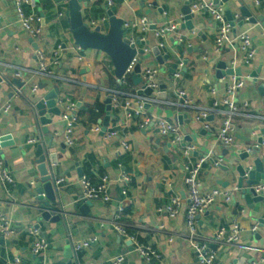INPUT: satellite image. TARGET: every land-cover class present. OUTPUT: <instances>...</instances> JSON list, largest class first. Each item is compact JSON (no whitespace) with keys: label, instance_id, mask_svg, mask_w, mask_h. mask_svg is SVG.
<instances>
[{"label":"crops","instance_id":"obj_1","mask_svg":"<svg viewBox=\"0 0 264 264\" xmlns=\"http://www.w3.org/2000/svg\"><path fill=\"white\" fill-rule=\"evenodd\" d=\"M84 1L87 6L81 7L83 21L90 31L99 27L100 33L106 34L107 21L95 28L90 27L91 22L106 17L104 1ZM97 1L100 2L97 4ZM113 1L114 17L121 22L122 30L129 39L149 43L144 48L146 52L150 47L162 43L176 57L162 67L151 55H146L141 62L140 78L145 69H156L158 81L165 86V99H157V94L161 93L159 90L153 94L157 103L145 108L144 118L151 122L145 131L138 129V119H126L122 107H118L110 111L106 132L101 134V122L106 117V91H116V85L124 84L126 77L132 85L128 92L122 93L137 92L141 85L134 86L128 74L123 83H118L107 55L95 50L81 51L74 44L65 16L67 5L63 0H35L33 11L24 8L25 14H34L41 19L38 25L41 35L33 40L36 49L29 43L30 37L17 24L12 1L0 0V137L9 136L13 142V146L0 149V155L14 182L13 186L0 183V207L14 230V235L5 239L9 245H0V264L12 263L14 259H19L23 264H109L117 257H123L122 264H198L186 237L187 190L183 183L186 160L181 156V146H169L166 139L158 136L155 127L157 120H164L179 128L184 143L194 148L191 161L208 158V163L198 175L202 192L207 194L218 190L230 194L229 204L219 199L196 218L198 241H210L221 228L228 229L233 224L239 226L236 245L227 247L216 244L214 249H209L215 243H208V252L214 263L231 264L239 259H254L257 264H264V231L257 227L256 233L261 237L262 245L255 241V234L250 232L253 226H257L258 219H264V206L255 204L249 210L235 190V183L212 165L215 162L233 170L234 164H241L237 159L239 152L249 147L245 140L256 143L261 137L264 95L261 96L258 88L264 80V28L258 18L264 21V0H256L258 5L255 0H228L223 4L222 10L229 11L232 17L237 15L238 20L229 34V41L219 51L214 46L217 25L204 13L193 14L191 22L198 34L176 30L184 23L181 9L186 0ZM241 7L247 9L255 23L250 24L241 16ZM142 19L147 21V31H142L139 26L134 29L130 27ZM241 22L240 27L238 24ZM152 26L155 27L154 31L150 30ZM166 29H170L168 36L161 39L156 36L160 30ZM238 33H245L255 49L254 61L249 66L241 65L242 55L233 39ZM169 38L182 46L180 52L169 44ZM36 51L42 53L44 61L54 73L53 80L35 75L39 67ZM55 52L58 62L53 67L51 61ZM219 62L225 63L227 68L238 70L240 76L217 81L215 72ZM172 63L177 65L174 74L178 78L167 72ZM232 63L235 64L233 68ZM17 72L22 73L19 80L23 86L20 89L10 83L16 79L14 75ZM254 74L256 78L252 76ZM233 78L242 79L244 87L232 96V103L240 106L246 102L249 109H240V115L233 119L235 142L231 147H226L216 138L222 116L213 115L208 123L196 122L195 116L199 109H210L215 101L221 100L227 87L233 84ZM34 85L38 86L36 96L30 93ZM54 88L59 91L57 99H68L74 104L71 115L75 123L73 144L68 147L72 150L69 159L60 154L59 149V145L64 143L65 122L59 116L52 118L53 123L47 126L48 133L54 137L48 153H55L58 161V165L53 167L54 177L55 180H64L56 197L55 212L60 220L51 224L38 221L39 216L33 205L36 195L30 186L39 187V184H34L38 178L36 148L39 145L46 148L49 144L46 135L34 132L39 126L34 105ZM177 92L185 94L190 108L170 105L176 103ZM95 105L103 106V115L93 122L94 119L86 111ZM6 106L9 111L4 114L2 109ZM177 116L185 117L181 125L176 120ZM206 125L209 126L208 130L204 129ZM95 127H99L100 131L95 133ZM112 131L115 137L109 138L108 134ZM31 140L36 143L29 144ZM123 145L128 149L124 150ZM261 150L264 153L263 144ZM77 168L82 178L92 186L99 185L102 177L108 178L110 201L91 202L85 215L79 212L83 202H78L82 189ZM121 178L127 181L122 182ZM218 182L227 183L228 186L221 187ZM123 190L125 195L121 194ZM175 197L183 202L177 217L169 219L161 209ZM112 221L124 226L126 238L119 237L107 226L100 228V224L108 225ZM31 229L38 230L49 245L42 255L35 256L31 252ZM91 239L95 241L89 248L73 251V245ZM136 246L154 249L160 253L161 259L145 262L135 251Z\"/></svg>","mask_w":264,"mask_h":264},{"label":"built area","instance_id":"obj_2","mask_svg":"<svg viewBox=\"0 0 264 264\" xmlns=\"http://www.w3.org/2000/svg\"><path fill=\"white\" fill-rule=\"evenodd\" d=\"M14 8V12L17 19V24L20 27L21 31L30 37L31 40L37 39L41 35V30L38 27L41 19L34 14L27 15L24 12V8L27 7L29 10L35 8V0H11ZM105 9L109 10L113 8V0H103ZM190 12L195 13H204L208 15L214 23L217 25L216 35L214 40L215 50L219 51L226 42L229 41V34L232 31L228 22L224 21L223 10L220 6H214L210 2L204 0H190ZM255 4L258 5V2L255 0ZM238 20V16L234 15L232 17V22L235 26V22ZM107 21L106 17H101L98 21L90 23V27L95 28L99 24H103ZM141 27L142 31H147L148 24L145 19L139 21L137 25H131V28ZM128 28L127 25L124 26ZM170 29L160 30L156 33L158 38H163L166 34H169ZM234 42L236 43L237 50L242 55L241 65L249 66L255 58V49L252 46V42L245 33H238L234 36ZM163 44L159 43L158 47H162ZM35 57L39 61V67L35 72L37 77L46 80H53L55 78L54 73L49 68V65L44 61V57L41 52L36 51ZM58 62V54L55 52L51 65L54 67ZM234 63L231 64V67H234ZM16 79H21L22 73H15ZM158 71L156 69H145L141 74L142 85L145 89L152 91V95L147 97L143 95V90L140 89L134 93H122L119 91H106L108 97L111 99V108L116 109L122 107L123 115L126 119H138V129L145 131L149 124L151 123L149 119L144 118L145 115V106H149L157 103L156 98L153 96L154 93L159 91L161 83L157 79ZM175 78H178V75L174 74ZM125 78V77H124ZM124 78L121 79L123 83ZM262 86L264 87V80L261 81ZM244 81L242 79L233 78V84L227 87L225 95L221 100L215 101L210 109H199L198 113L195 116L196 122H204L207 118L219 114L222 116V121L220 127L217 129L216 138L223 146L231 147L235 142V132L233 126V119L240 115V109L247 110L249 109L246 102L242 103L240 106L232 103L231 98L238 91L243 89ZM32 96H36L38 93V86L34 85L31 87L30 91ZM123 99L122 102L120 100ZM176 103L170 104L177 106L179 108H190V104L186 100V96L182 92L176 93ZM57 106L60 109L62 108L60 117L65 122V130L63 136V142L67 147H71L73 144L72 134L75 123V118L71 115L74 110V104H72L68 99H58ZM9 107L6 106L2 109V113L7 114ZM264 120V116H263ZM156 131L159 137L165 138L169 146H181V156L186 160V164L183 166V183L187 190V208L185 213V226L187 230V240L191 245L198 264H216L214 263L212 257L208 252V243L213 242L217 245H224L231 247L236 245L239 241V226L236 224L231 225L228 229L221 228L217 233L212 237L210 241H198L197 239V228H196V218L199 215L205 213L213 204H215L219 199L224 203L229 204L231 201L230 194L226 192H219L218 190H213L207 194H204L201 189V184L198 181V175L202 167L208 163V158L201 157L194 161H191V155L194 152V148L190 145L184 143V140L179 132V128L170 124L164 120H157L155 123ZM209 126L204 127L205 130H208ZM95 133L100 131L99 127H95L93 130ZM109 138L115 137V133L112 131L108 134ZM29 144H35V140L28 142ZM123 149L127 150V146L123 145ZM213 166H216L217 163H212ZM122 182H126V178H121ZM0 183L7 186H13L14 182L9 174L5 162L0 155ZM64 183V180L59 179L55 180L54 186L58 190L60 186ZM81 195L78 199V202H93L99 201L101 203H108L110 201L108 193V178L102 177L101 182L97 186H92L85 178H81ZM256 194L264 193V183L255 187ZM122 195H125L126 192L123 190ZM182 200L178 197L171 198L161 211L164 212L169 219H175L178 215L179 209L182 205ZM244 211H241V213ZM109 227L113 232H115L119 237L126 238L127 234L124 229V226L121 225L118 221H112L108 225L100 224V228L105 229ZM252 234L257 232V226H253L250 229ZM30 234L33 238L31 245V252L35 256L42 255L45 253L49 245L44 237L36 229H31ZM14 235V230L12 229L8 219L3 214L0 207V237L5 239H10ZM95 239L88 240L82 244L73 245V251L79 252L82 249L89 248L90 244L94 242ZM135 251L141 259L149 263L151 261H159L161 259L160 253L155 251L150 247L136 246ZM123 257H117L109 262V264H122ZM9 264H23L19 259H14L12 263Z\"/></svg>","mask_w":264,"mask_h":264},{"label":"water","instance_id":"obj_3","mask_svg":"<svg viewBox=\"0 0 264 264\" xmlns=\"http://www.w3.org/2000/svg\"><path fill=\"white\" fill-rule=\"evenodd\" d=\"M67 5V10L65 16L69 23L70 33L74 40V44L81 50H95L100 51L107 55L110 58V61L113 65L114 77L120 83L121 79L124 78L127 74L131 77L132 83L134 86L141 85L143 90V95L149 97L152 95V91L145 89L142 85V80L140 78V65L144 60L146 55H151L155 58L156 62L160 67H162L169 60H174L176 57L172 56L164 47H150L148 51L144 50L149 43L140 41V40H131L127 37V33L122 30L121 22L114 17L115 9L111 8L106 10V17L108 31L106 34L100 33V28L96 27L94 30L90 31L88 25L83 21L81 15V7H86L87 3L84 0H63ZM228 0H213L212 4L214 6L222 7ZM190 0H186L182 9L181 16L183 18V24L176 27V30H186L198 34V31L193 28L192 19L194 18L193 14L190 12ZM241 16L251 24L255 23L251 19L250 13L247 9L241 7L239 9ZM224 21L228 22L230 27H234L232 22V15L229 11L223 12ZM258 21L261 22L262 27L264 28V21L261 17L258 18ZM242 26V22L238 24ZM151 31L155 30V27L152 26ZM169 34H166L168 36ZM168 42L172 45L176 51L180 52L182 46L173 39L169 38ZM29 43L32 44L33 49H36L37 46L33 43V40H29ZM190 49H187L189 53ZM185 62H183L184 64ZM177 70L176 63H172L167 70L170 75H174ZM256 74V73H255ZM252 75L256 78V75ZM239 71L227 68L226 64L219 62L216 65L215 79L221 81L226 77H239ZM172 77V76H171ZM1 81V80H0ZM12 85L20 89L23 86V83L19 79H12L10 81ZM161 93L157 94V99H165V86L161 85L159 87ZM261 96L264 95V87L260 86L258 88ZM59 91L57 88H54L52 91L47 93L34 105V110L36 112V120L38 121L39 126H41V131L39 126L34 130L35 133L42 132L49 139V144L46 148H43L41 145L37 146L35 151V165L38 178L34 184H39V187L32 188L33 192L36 195L34 201V209L36 210L39 219L45 223H57L60 220V217L55 212L56 208V197L58 196V190L55 188V177L53 167L58 165L56 154H49L48 151L51 149L53 142V135L48 133L47 126L53 123L52 118H57L60 116L61 111L57 106V98ZM105 111L106 117L101 122V134L106 132V128L109 122V113L112 110L111 108V99L108 97L105 102ZM147 105L145 108L147 109ZM185 117L177 116L176 120L179 125L182 124V121ZM211 119L207 118L204 122H210ZM187 122V120H186ZM188 123V122H187ZM203 123V122H200ZM260 139L256 143H251L249 140H245L246 144L249 146L247 150H242L239 152L237 159L241 164L233 165V170H229L227 167H221L216 165V168L219 169L222 173L226 174L228 178L235 183V190L240 194L242 201L248 206L249 210L253 209L255 204H262L264 206V197L263 194H256L255 187L262 185L264 183V153L261 150V144L264 145V127L260 129ZM165 139V138H164ZM37 140V139H36ZM13 146V142L9 136L0 137V149ZM60 154H63L66 159H69V153H72V150L69 149L64 143L59 145ZM77 167V165H76ZM77 176L79 179L82 178V173L79 168H77ZM221 187H227V183H217ZM91 207V202H84L79 207V212L83 215L87 214ZM257 227L263 229L264 231V219H258L256 221ZM38 228V225L36 226ZM255 241L259 242L260 245L263 244L261 237L255 233ZM131 244V243H130ZM0 245L8 246L9 243L6 242L3 238L0 237ZM67 245H69L67 243ZM127 246H130L127 244ZM217 245H210L209 249H214ZM69 249V248H68ZM257 264L254 259L245 261L244 259H239L232 261L231 264ZM71 264V263H68Z\"/></svg>","mask_w":264,"mask_h":264},{"label":"trees","instance_id":"obj_4","mask_svg":"<svg viewBox=\"0 0 264 264\" xmlns=\"http://www.w3.org/2000/svg\"><path fill=\"white\" fill-rule=\"evenodd\" d=\"M100 1H97V4L99 3ZM131 82L129 80L128 77L125 78V82L124 84H121V85H116V91H119V92H128L129 89L131 88ZM86 114L90 115L94 120L93 122L100 118V116L103 115V106L102 105H95L94 108H91V109H87L86 111ZM100 114V115H99Z\"/></svg>","mask_w":264,"mask_h":264}]
</instances>
